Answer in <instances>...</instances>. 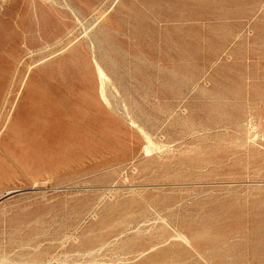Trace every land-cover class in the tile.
I'll list each match as a JSON object with an SVG mask.
<instances>
[{"label":"rangeland","instance_id":"obj_1","mask_svg":"<svg viewBox=\"0 0 264 264\" xmlns=\"http://www.w3.org/2000/svg\"><path fill=\"white\" fill-rule=\"evenodd\" d=\"M0 264H264V0H0Z\"/></svg>","mask_w":264,"mask_h":264},{"label":"bare ground","instance_id":"obj_2","mask_svg":"<svg viewBox=\"0 0 264 264\" xmlns=\"http://www.w3.org/2000/svg\"><path fill=\"white\" fill-rule=\"evenodd\" d=\"M98 68L100 69L99 66ZM100 75H102L101 72ZM102 90H104V88ZM46 109L48 115L59 114L63 111L59 107V105L54 102L48 103ZM82 119L86 120L87 117L83 116ZM62 132V128L56 131L47 132V136L45 137L43 144L40 146V151L43 153L42 155L46 158V163L48 164V166H51L55 160L60 162L61 158H63V152L66 151V153H69L74 148V145L67 144L63 141L70 140L69 138H72L75 135V132L72 129L63 133ZM40 151L35 149L34 153L38 155Z\"/></svg>","mask_w":264,"mask_h":264}]
</instances>
